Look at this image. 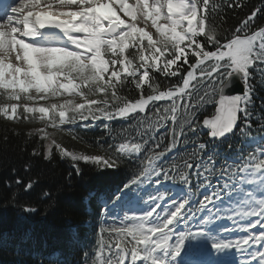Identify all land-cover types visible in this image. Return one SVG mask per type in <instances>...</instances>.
<instances>
[{"label": "snow or ice", "instance_id": "6c2138e0", "mask_svg": "<svg viewBox=\"0 0 264 264\" xmlns=\"http://www.w3.org/2000/svg\"><path fill=\"white\" fill-rule=\"evenodd\" d=\"M0 118L77 175L131 165L78 259L25 233L20 264H264V0H0Z\"/></svg>", "mask_w": 264, "mask_h": 264}, {"label": "trees", "instance_id": "16d2710c", "mask_svg": "<svg viewBox=\"0 0 264 264\" xmlns=\"http://www.w3.org/2000/svg\"><path fill=\"white\" fill-rule=\"evenodd\" d=\"M248 3L251 7L259 5L260 0H248ZM247 11L248 8H245L244 12ZM231 15L229 12V16ZM5 129L9 130L7 143L3 141ZM12 130L27 132L26 123L16 124L0 118V234L6 239V243L0 244V264H20L21 261L29 260L25 255L16 254L19 241L25 233L30 236V239L23 241L26 249L44 248L49 252L59 250L69 261L78 259L80 249L73 246L72 234L79 235L84 243L94 240V229L99 220V196L107 198L116 191L124 180L130 163H125L120 169L103 171L81 163L82 172L77 175L70 162L60 159L58 155L51 162L42 157H31L35 141L25 143L27 137L13 135ZM101 135L102 129L97 127L87 133L85 138L92 143ZM57 139L69 149L92 150L62 133L57 135ZM101 143L107 146L110 140L105 138ZM188 147L190 149L191 146ZM178 151H185L184 146L178 148ZM174 155L176 151L167 159L171 160ZM28 162L32 166L25 172L23 166ZM70 172L71 178L68 176ZM17 177L25 182L31 177L36 183L25 193L20 186L15 185ZM44 191L51 193V199L43 197ZM13 195H16L15 201L12 200ZM86 196L87 207L84 203ZM21 204L30 205L36 211L22 212Z\"/></svg>", "mask_w": 264, "mask_h": 264}, {"label": "rangeland", "instance_id": "374dc122", "mask_svg": "<svg viewBox=\"0 0 264 264\" xmlns=\"http://www.w3.org/2000/svg\"><path fill=\"white\" fill-rule=\"evenodd\" d=\"M26 126H27V131H29L31 128H34V127H39V125L38 124H27L26 123ZM70 150H76V151H86V150H81V149H76V148H72V149H70ZM103 202V201H102ZM227 203V202H226ZM227 221V220H226ZM225 222V220L224 221H222V223H224Z\"/></svg>", "mask_w": 264, "mask_h": 264}, {"label": "water", "instance_id": "95a60500", "mask_svg": "<svg viewBox=\"0 0 264 264\" xmlns=\"http://www.w3.org/2000/svg\"><path fill=\"white\" fill-rule=\"evenodd\" d=\"M232 91H233V92H239V91H241V85H240L239 83H237V84L234 86V88H233Z\"/></svg>", "mask_w": 264, "mask_h": 264}]
</instances>
